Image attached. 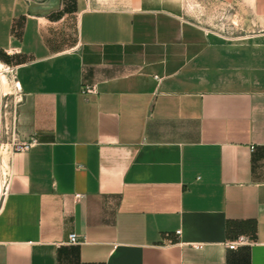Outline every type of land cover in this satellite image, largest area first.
I'll return each instance as SVG.
<instances>
[{"label":"crops","instance_id":"crops-1","mask_svg":"<svg viewBox=\"0 0 264 264\" xmlns=\"http://www.w3.org/2000/svg\"><path fill=\"white\" fill-rule=\"evenodd\" d=\"M187 1L0 0V264H264V0Z\"/></svg>","mask_w":264,"mask_h":264},{"label":"rangeland","instance_id":"rangeland-1","mask_svg":"<svg viewBox=\"0 0 264 264\" xmlns=\"http://www.w3.org/2000/svg\"><path fill=\"white\" fill-rule=\"evenodd\" d=\"M187 5L189 11H191L193 15L201 17V14L204 13V10L202 9V0H188ZM208 16L211 18L210 15ZM206 18V20H208V17ZM221 18L222 17L220 16L218 17L220 23H222V21H220ZM222 19L226 21V18ZM233 19L236 20V18ZM233 36H242V34L235 32ZM5 69V64L0 60V186H2L0 201L4 190V184L9 178V156L11 153L10 142L14 135L17 104L21 99L14 77ZM3 74L7 75L9 80L8 84L4 82Z\"/></svg>","mask_w":264,"mask_h":264},{"label":"built area","instance_id":"built-area-1","mask_svg":"<svg viewBox=\"0 0 264 264\" xmlns=\"http://www.w3.org/2000/svg\"><path fill=\"white\" fill-rule=\"evenodd\" d=\"M5 67H6L5 70L7 72L11 73L12 76L14 77V79H16V68L14 66H11V65H5ZM16 85H17L18 90L20 91V89H21L20 85L17 82H16ZM87 91L93 92V88H88ZM37 142L38 141H37L36 138H31L29 141H26V142H20L18 140V138L16 137L15 131H14V135H13L12 141L10 142L11 152L27 151V150L31 149L34 145H36ZM7 182H8V180L4 184V190H5ZM4 190L2 192V196L4 194ZM80 197H81L80 194L76 195V198H80ZM180 233H181V230H178L177 234H180ZM68 243L69 244H77L78 243V235L76 233H71L69 235ZM247 243H249V240L246 237L241 236L237 240L232 241V242L228 243L227 245H228L229 248L235 249L239 245H243V244H247ZM195 247L198 248V247H200V245H195Z\"/></svg>","mask_w":264,"mask_h":264},{"label":"bare ground","instance_id":"bare-ground-1","mask_svg":"<svg viewBox=\"0 0 264 264\" xmlns=\"http://www.w3.org/2000/svg\"><path fill=\"white\" fill-rule=\"evenodd\" d=\"M1 66H2V65H1ZM3 80H4L5 83L8 84L9 80H8V78H7V75L3 74ZM1 191H2V186H0V192H1Z\"/></svg>","mask_w":264,"mask_h":264}]
</instances>
